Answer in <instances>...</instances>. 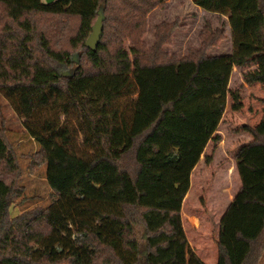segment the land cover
<instances>
[{
	"label": "trees",
	"instance_id": "1",
	"mask_svg": "<svg viewBox=\"0 0 264 264\" xmlns=\"http://www.w3.org/2000/svg\"><path fill=\"white\" fill-rule=\"evenodd\" d=\"M192 1L228 18L232 55L208 54L225 40L210 24L200 49L169 55L163 46L178 21L159 25L147 49V16L162 0H0V93L39 145L34 159L57 195L11 216L24 189L0 129V264H205L182 205L208 144L222 140L228 97L242 109L241 90L229 88L234 68L264 85V0ZM100 12L93 51L86 41ZM243 130L252 139L234 157L240 189L221 219L218 264H259L264 255V110Z\"/></svg>",
	"mask_w": 264,
	"mask_h": 264
},
{
	"label": "rangeland",
	"instance_id": "2",
	"mask_svg": "<svg viewBox=\"0 0 264 264\" xmlns=\"http://www.w3.org/2000/svg\"><path fill=\"white\" fill-rule=\"evenodd\" d=\"M162 2L164 6H158L147 16L142 39L147 49L155 45L159 25L178 21L180 28L173 33L171 43L163 46L169 55L183 58L189 54V49H200L201 34L207 24H210L213 30L225 31V40L217 47L211 48L208 54L210 56L233 54L232 33L227 17L199 10L191 0ZM122 50L133 62L132 44L125 41ZM244 73L245 70L235 67L229 85L233 91L241 90L242 109L233 110V101L228 97L227 107L217 132L222 140L217 145L210 142L207 146L193 172L191 196L186 199L182 208L183 227L190 247L205 264L217 263L220 221L240 189V180L234 170V157L238 150L252 139L244 132L243 127H255L263 118L264 85L247 84L243 78ZM2 128L7 130L18 153L21 167L18 184L24 189L10 208L11 216L16 217L38 207L50 206L57 199V195L47 182V165L40 164L34 159L39 151V145L27 135L22 120L10 102L0 93V129ZM205 156L211 158L209 164L206 163ZM139 229L141 230V227ZM259 264H264V255Z\"/></svg>",
	"mask_w": 264,
	"mask_h": 264
},
{
	"label": "water",
	"instance_id": "3",
	"mask_svg": "<svg viewBox=\"0 0 264 264\" xmlns=\"http://www.w3.org/2000/svg\"><path fill=\"white\" fill-rule=\"evenodd\" d=\"M55 0H45L46 3H52ZM103 20L104 16L100 12V16L92 27V33L86 41V47L95 51L100 44L103 35ZM146 238V236H145ZM146 254V253H145Z\"/></svg>",
	"mask_w": 264,
	"mask_h": 264
},
{
	"label": "crops",
	"instance_id": "4",
	"mask_svg": "<svg viewBox=\"0 0 264 264\" xmlns=\"http://www.w3.org/2000/svg\"><path fill=\"white\" fill-rule=\"evenodd\" d=\"M191 1H192V0H191ZM192 2H193V1H192ZM193 4H194V3H193ZM194 5H195V4H194ZM196 7H197V6H196ZM197 8H198L199 10H202V9L199 8V7H197ZM230 29H231V27H230ZM208 145H209V144H208ZM197 166H198V165H197ZM197 166H196V167H197ZM195 169H196V168H195ZM195 169H194V171H195ZM194 171H193V172H194ZM193 172H192V175H191V182H192V178H193ZM189 192H190V190H189ZM189 192H188V193H189ZM187 195H188V194H187ZM187 195H186V196H187ZM184 202H185V199H184ZM184 202H183L182 208H183V206H184ZM222 217H223V216H222ZM221 219H222V218H221ZM220 223H221V221H220ZM186 236H187V235H186ZM217 247H218V245H217ZM217 250H218V248H217ZM218 257H219V253H218ZM199 258H200V257H199ZM200 259H201V258H200ZM214 264H215V262H214ZM216 264H218V259H217V263H216Z\"/></svg>",
	"mask_w": 264,
	"mask_h": 264
}]
</instances>
